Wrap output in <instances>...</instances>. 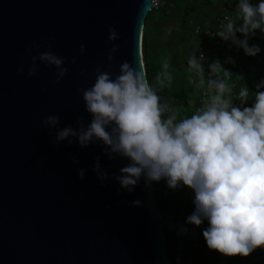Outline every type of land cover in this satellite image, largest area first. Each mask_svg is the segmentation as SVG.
Segmentation results:
<instances>
[{"label": "water", "instance_id": "95a60500", "mask_svg": "<svg viewBox=\"0 0 264 264\" xmlns=\"http://www.w3.org/2000/svg\"><path fill=\"white\" fill-rule=\"evenodd\" d=\"M151 8L152 0H0V264H171L153 181L142 177L129 192L114 178L129 159L110 160L100 141L56 144L57 130L44 124L51 115L61 129L91 122L79 90L94 84L97 67L115 78L124 61L138 66ZM113 27L119 51L109 68ZM45 51L70 69L58 83L43 62L28 75Z\"/></svg>", "mask_w": 264, "mask_h": 264}, {"label": "clouds", "instance_id": "9594fccd", "mask_svg": "<svg viewBox=\"0 0 264 264\" xmlns=\"http://www.w3.org/2000/svg\"><path fill=\"white\" fill-rule=\"evenodd\" d=\"M237 11L238 19L243 21L240 26L225 17L223 31L212 35L231 40L246 55L256 56L260 48L249 46L247 37L257 29L264 32V0L257 5L239 0ZM237 32L245 39H237ZM142 37L141 31V41ZM119 38L116 28L109 29L108 40L113 42L108 55L109 68L119 51L114 44ZM80 52L84 54V45L80 46ZM203 59V53L199 58L193 53L187 62L189 69L200 76L201 86ZM39 62L56 69V83L70 71L63 58L45 51L32 57L29 76L37 74ZM162 69L153 86L148 80L142 49L138 66L124 61L115 78L110 70L97 67L94 84L79 90L91 122L85 124L81 117L78 129L70 125L61 129L60 117L51 115L44 124L57 130L56 144L67 140L69 144L78 142L87 147L100 141L110 160L117 155L129 159L130 164L114 177L129 192L142 177L146 186L166 179L172 189L181 183L192 189L195 211L188 217V223L200 226L205 219L209 222L210 227L203 231L209 249L228 257H247L264 247V91L254 94L252 107L234 106L233 89L228 83L231 72L217 60L209 65V75L216 78L208 81L207 99L190 117L178 118V109L168 102L162 103L158 94L166 86L165 81L169 85L172 82L168 59L162 62ZM19 71L23 72V67ZM81 75L86 76L84 72ZM261 87L264 81L257 85V89ZM235 98L242 104L247 102L248 88H241ZM95 171L103 183L107 173L101 170L99 159ZM78 172L83 179L84 170ZM139 204L140 201L133 202L134 206Z\"/></svg>", "mask_w": 264, "mask_h": 264}, {"label": "trees", "instance_id": "16d2710c", "mask_svg": "<svg viewBox=\"0 0 264 264\" xmlns=\"http://www.w3.org/2000/svg\"><path fill=\"white\" fill-rule=\"evenodd\" d=\"M163 6L152 10L145 21L143 37V56L150 84L155 85V76L163 71L162 62L168 59L172 82L165 81V87L159 90L161 102H168L178 109L179 117H190L201 107L203 91L208 86L203 74L204 84L200 85V76L188 67L189 57L195 53L197 58L203 53L201 61L204 69L209 64L211 45L202 33H196L197 26L204 30H216L218 20L229 17L240 26L237 7L239 0H163ZM261 0H250L257 5ZM227 21L224 25H226ZM237 39L244 40L242 33H236ZM249 46L256 45L260 52L256 56L245 54L231 40L225 41L226 47L220 54L223 68L231 72L229 85L233 89V104L237 107H252L255 93L264 91L257 85L264 81V32L257 29L247 37ZM247 87L249 98L243 103L236 99L241 88ZM153 195L162 217L165 235V256L173 262L183 244L184 254L195 264H264V247L253 251L249 256L228 257L207 246L203 231L210 227L205 219L200 226L188 223V217L195 211L194 191L189 189L185 199V186L181 183L177 189L168 186L166 179L153 181Z\"/></svg>", "mask_w": 264, "mask_h": 264}, {"label": "built area", "instance_id": "2783aa9c", "mask_svg": "<svg viewBox=\"0 0 264 264\" xmlns=\"http://www.w3.org/2000/svg\"><path fill=\"white\" fill-rule=\"evenodd\" d=\"M163 0H154V2L152 3V10H158L159 8H161L163 6ZM227 20L225 19V17L221 18L218 20V28L216 30H210V29H206L204 30L203 28L197 26L195 28V32L196 33H202L203 35H205L208 38L209 44L212 46L210 49V56H209V64L208 66L204 69V75L207 78V81H209L210 79H215V76L209 75L210 69H209V65L212 64L215 61H220V54L221 52L224 50V48L226 47V42L225 40H223L221 37H219L218 35H212L213 33H219L221 31H223V27L222 25L225 24ZM223 66V65H222ZM209 91V86H207V88L203 91L202 94V99L200 101L201 106L202 103L207 99V93ZM189 189L187 186H185V199H187L188 194H189ZM171 264H195L194 260L190 257L185 256L184 254V247L183 244L180 245L179 247V251L177 253V255L175 256L173 262H171Z\"/></svg>", "mask_w": 264, "mask_h": 264}]
</instances>
